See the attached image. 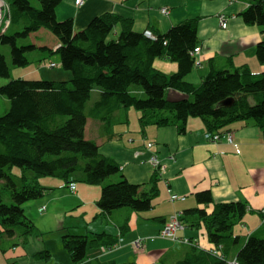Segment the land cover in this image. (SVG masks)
<instances>
[{"label":"trees","instance_id":"obj_1","mask_svg":"<svg viewBox=\"0 0 264 264\" xmlns=\"http://www.w3.org/2000/svg\"><path fill=\"white\" fill-rule=\"evenodd\" d=\"M6 1L9 27H21L13 33L0 32V46H9L11 64L25 67L30 63L26 52L39 47L31 41L20 44L18 39H29L31 33L44 27L60 44L54 50L39 49L58 53L61 66L71 75L66 80L18 77L0 84V95L9 102L6 112L0 113V184L11 198L6 203L0 194V237H26L33 233L35 226L22 205L43 194L40 175L101 184L97 206L102 213L121 207L139 212L151 208V201L158 194L156 173L149 191L141 190L140 184L123 176L103 184L119 171V166L99 152L94 140L85 137L88 116L106 121L120 108L133 107L142 112V126L174 124L179 132L185 131L189 117H199L209 130L224 131L230 123L247 119L264 127V71L252 72L246 65L216 68L210 64L200 83L185 79L193 69L192 51L198 46L196 19H185L165 32L153 29L155 38L133 30L129 19L110 13L95 16L75 31L71 17L59 20L56 16V7L62 0ZM247 1L249 6L241 12L244 22L261 26L264 33V0ZM117 23L122 27L114 35ZM255 54L264 64V38L257 42ZM156 57L176 62L177 70L168 74L157 69L153 64ZM10 62L0 50V77L11 76ZM169 90L182 95L171 98ZM229 97L233 98L232 104H222ZM14 167L24 171L21 184L13 178ZM26 170L34 174L27 175ZM195 198L197 203H213L212 211L188 208L181 214V221L198 228L202 220L209 241L222 245L223 250L191 245L175 264H229V251L239 242L232 230L246 213L245 202L215 201L209 190L195 193ZM104 235L94 237L97 240ZM61 241L72 264H84L88 237L64 234ZM104 244L109 245V241ZM235 262L264 264V237L256 232L247 235L236 252Z\"/></svg>","mask_w":264,"mask_h":264},{"label":"crops","instance_id":"obj_2","mask_svg":"<svg viewBox=\"0 0 264 264\" xmlns=\"http://www.w3.org/2000/svg\"><path fill=\"white\" fill-rule=\"evenodd\" d=\"M162 1L167 0H84L82 5H76L74 0H62L56 7V16L59 20L71 17L75 31L84 28L95 16L106 13L129 19L135 31L157 29L165 32L185 19L195 18L200 47L196 56L200 66H193L185 77L187 81L200 83L210 64L216 68L228 67L229 64L236 67L246 65L252 72L264 71V64L255 54L256 44L264 38V33L261 26L247 24L241 16L249 6L247 0H187L190 11L160 4ZM165 6L169 8L168 14L160 10ZM221 14L227 19L226 27L221 26ZM121 27L117 23L113 34H119ZM29 41L47 49L60 44L57 38L52 46L45 43L37 45L33 39ZM41 58L46 57L38 60ZM41 61L37 71L43 69ZM153 64L168 74L177 70L176 62L161 57H156ZM13 68L10 65L11 71ZM59 75H66V79L70 76L67 72ZM168 94L171 98L182 95L176 90H169ZM96 98L97 94L93 101ZM4 102L8 109L7 98ZM141 113L129 107L120 108L106 121L88 116L85 137L94 140L99 152L119 166L118 174L109 176L103 184L123 176L131 183L140 184L141 190L149 191L154 173L157 174L158 194L152 199L151 208L139 212L121 207L124 209L102 213L97 206L101 184H90L81 178L72 181L71 178L41 177L39 182L45 188L43 194L23 205L26 216L35 226L34 231L26 237L5 235L1 238L4 254H0V264H72L62 245L64 234L88 237L84 264L110 261L175 264L191 245L205 250H223L222 245L209 241L202 220L198 228L185 225L175 239L159 235L174 212L183 215L185 209L192 207L204 208L207 213L212 211L213 203L196 202L195 193L203 190H209L215 201L240 200L247 206L246 213L232 230L239 236V242L231 247L230 260L235 259L247 235L264 230L261 212L264 209V127L252 119L230 123L227 128L233 132V141L238 146L235 148L225 138L207 140L204 133L208 129L199 117H189L185 131L179 132L174 124L142 126L139 122ZM148 142L152 145L148 146ZM152 154L158 156L164 166L162 170L149 162ZM72 182L75 185L73 190L70 189ZM172 193L184 199L171 200ZM243 232L244 238L241 237ZM101 233L105 235L96 240L94 235ZM136 239L142 240V247L138 249L133 248ZM112 240H115V246ZM107 241L109 245L104 244Z\"/></svg>","mask_w":264,"mask_h":264},{"label":"rangeland","instance_id":"obj_3","mask_svg":"<svg viewBox=\"0 0 264 264\" xmlns=\"http://www.w3.org/2000/svg\"><path fill=\"white\" fill-rule=\"evenodd\" d=\"M186 1L187 0H167V1H162V3H160V4L169 5L175 9H178V10L182 9V10L190 11L191 8L189 5L186 4ZM5 2L7 3V1H5ZM33 2L36 3L37 1L33 0ZM160 4H158V5H160ZM190 19H195V18H190ZM2 28L5 29V33L6 32L13 33L15 31H18L21 29L20 25H14L13 24L9 27V23H7V21L2 25ZM261 30H262V27H261ZM55 38H57V37L52 32H50L48 29H46L44 27L37 34L29 37V39H33L37 43V45L39 43H45L49 46L54 45V39ZM29 39L27 37L26 38H19L18 42L20 44H28ZM0 50L2 51L3 54L5 53V55H7L8 60L10 62L11 57H10L9 46L8 45H2V46H0ZM26 55H27L28 59L31 60L30 63H28L25 67H15L14 66V68L10 72V74H11L10 77H8V78L0 77V84H5L9 79L18 78V77H21L24 79H43V78H45V79L66 80L67 76L62 75V77H61L59 75V73L67 72V74L71 75V72L69 70H65L61 66L59 54L56 52H49L48 50H42V49L38 48V49H36V51L31 50V51L26 52ZM43 56H45L46 58L45 59L41 58V60H46V61L38 60L40 57H43ZM39 61L43 62V64L41 65L43 69L37 71V65H38V63H40ZM49 61L55 62V63H57V65L54 67H49V66H47V64H45L46 62H49ZM10 65L13 66L11 64V62H10ZM194 68H197V66L196 67L194 66ZM4 100H6V97L0 95V113L1 114L6 112V103L4 102ZM89 103H90V101H89ZM26 171H27L26 172L27 175L28 174L29 175L34 174L31 170H26ZM23 172L24 171L19 167H14L12 169V175H13V178H14L16 183L21 184V176L23 175ZM118 172L115 174H118ZM115 174H113V175H115ZM48 176L49 175H44V176L40 175L38 177V180H40L39 178H41V177H48ZM0 194H1V198L4 202H6V203L11 202V198H10L8 191L5 192L3 189V184H0ZM41 208H43V207H41ZM121 209H124V208H121ZM256 233L259 236L264 235V230L258 231ZM244 235L245 234L243 232L241 234V237L244 238ZM3 237H5V235L0 237V240H1V238L3 239ZM6 245H7V243L4 246L6 247ZM139 247H142V246H138V245L133 246L134 249H138ZM3 249L4 248H2L0 245V254L1 253L4 254V252L2 251ZM53 262H55V261H53Z\"/></svg>","mask_w":264,"mask_h":264},{"label":"built area","instance_id":"obj_4","mask_svg":"<svg viewBox=\"0 0 264 264\" xmlns=\"http://www.w3.org/2000/svg\"><path fill=\"white\" fill-rule=\"evenodd\" d=\"M5 1L6 0H0V32H5V29L2 28V25L6 21H7V23H9V17H8L9 4H8V2L6 3ZM83 2H84V0H75V3L77 5H81ZM160 10H161V12L163 14H168L169 13V8L166 7V6L165 7H161ZM220 23H221V26L222 27H226L227 20H226L224 14H221L220 15ZM143 33H144V35H146L148 37H151V38H155L156 37L155 33L152 30H150V29H144ZM199 49H200V47L199 46H196L193 49V51H192V53L195 54L193 58H194V64L196 66H199L200 65V60L196 56V53L199 51ZM48 65L49 66H55L56 63L55 62H48ZM204 137L207 140H211V141H218L221 138L226 137V139L228 140V142L232 143L235 148L238 147L237 146V143H235L233 141L232 133L229 130H226V131H223V132H219V131H206L204 133ZM147 145L148 146H151L152 145V142H148ZM149 162L151 163V165L154 168H157V169H161L162 170L163 167H164L163 164L160 162V160H159V158H158V156L156 154H152L150 156ZM74 187H75L74 183H70V189L73 190ZM170 199L171 200H174V199H184V197L179 196L176 193H172L170 195ZM262 213L264 214V209L262 210ZM184 228H185V225L181 221V215H180V213L174 212L173 214L170 215L169 220L166 221L164 223L163 227L160 229L159 235L161 237L175 239V238H177L178 231L179 230H182ZM141 241H142L141 239H136L133 242V245L142 246ZM117 244H119V242ZM115 245L116 244H114V246ZM214 251L216 252L217 250L215 249ZM229 264H236L235 259L230 260L229 261Z\"/></svg>","mask_w":264,"mask_h":264},{"label":"water","instance_id":"obj_5","mask_svg":"<svg viewBox=\"0 0 264 264\" xmlns=\"http://www.w3.org/2000/svg\"><path fill=\"white\" fill-rule=\"evenodd\" d=\"M232 102H233V98L229 97V98L223 100L222 104L228 106V105L232 104Z\"/></svg>","mask_w":264,"mask_h":264}]
</instances>
